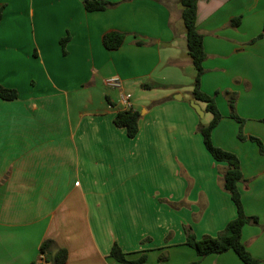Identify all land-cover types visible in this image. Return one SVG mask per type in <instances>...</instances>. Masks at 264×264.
<instances>
[{
  "label": "crops",
  "instance_id": "crops-1",
  "mask_svg": "<svg viewBox=\"0 0 264 264\" xmlns=\"http://www.w3.org/2000/svg\"><path fill=\"white\" fill-rule=\"evenodd\" d=\"M105 1L115 6L0 0V85L18 92L0 99V264H55L59 250L65 264H122L110 255L114 244L145 264H243L233 251L200 259L186 246L185 226L198 239L215 237L237 210L222 188L227 165L207 151L190 106L196 70L179 0ZM263 26L264 0H198L201 89L223 116L212 140L240 158L244 210L259 218L242 241L260 264L264 153L249 138L264 145ZM111 32L126 36L118 50L103 45ZM113 78L122 91L106 85ZM121 92L143 109L133 139L114 124L125 111ZM232 97L236 114L254 123L246 141Z\"/></svg>",
  "mask_w": 264,
  "mask_h": 264
},
{
  "label": "trees",
  "instance_id": "trees-1",
  "mask_svg": "<svg viewBox=\"0 0 264 264\" xmlns=\"http://www.w3.org/2000/svg\"><path fill=\"white\" fill-rule=\"evenodd\" d=\"M179 3L182 7L181 16L186 29L188 55L196 70L192 98L196 102L204 104L205 112L212 115L211 122L207 126L199 125L198 132L203 136L204 145L213 159L217 162L226 163L227 170L222 178V188L230 194L237 210V217L229 222L225 229L215 237L205 236L198 239L192 227L185 226L186 246L193 249L200 259L210 255H220L228 251H233L243 264H260L259 260L252 256L242 241L243 228L248 224L258 225L259 218L248 216L244 210L241 192L238 188V184L244 181L240 158L233 152L215 146L212 140L213 131L218 127L223 116L217 106L215 98L203 92L201 89V81L205 73L204 62L206 60V53L204 49V36L197 29L198 0H179ZM114 6L115 4L105 0H84V7L88 12L105 11ZM3 14L4 7H0V24ZM239 24L240 18L231 21L232 27H237ZM263 37L264 26L257 40ZM125 38L126 36L123 33L111 32L103 37V45L108 50H118L124 44ZM67 42L68 38L63 39L61 41L62 46L64 47ZM17 98L18 92L16 90L8 89L0 85V99L13 101ZM229 106L231 117L240 124L238 138L240 141H246L247 137L242 132L245 121L236 114L235 99L233 97L230 98ZM140 117V113L133 109L125 110L117 114L114 119V124L119 128L126 129L128 137L133 139L139 132ZM249 139L257 143L261 153H264V145L260 139L256 137H250ZM52 244V241L43 243L41 253L46 254ZM110 255L122 264L146 263L145 257L136 261L128 260L125 253L117 244H114L112 247ZM53 261L55 264H65L67 261V252L65 250H59L53 258Z\"/></svg>",
  "mask_w": 264,
  "mask_h": 264
},
{
  "label": "built area",
  "instance_id": "built-area-1",
  "mask_svg": "<svg viewBox=\"0 0 264 264\" xmlns=\"http://www.w3.org/2000/svg\"><path fill=\"white\" fill-rule=\"evenodd\" d=\"M106 85L110 88L119 89L122 91V85L120 83V80L117 78L107 80ZM120 98H121V102L125 106V110H132V105H131L132 96L130 94H125L124 92H121Z\"/></svg>",
  "mask_w": 264,
  "mask_h": 264
},
{
  "label": "rangeland",
  "instance_id": "rangeland-1",
  "mask_svg": "<svg viewBox=\"0 0 264 264\" xmlns=\"http://www.w3.org/2000/svg\"><path fill=\"white\" fill-rule=\"evenodd\" d=\"M187 88V89H186ZM183 87V91L185 92V94H186V96H188L189 94L187 93V92H189V89H188V87ZM113 89V88H112ZM117 91H119V89H116ZM190 90H192V89H190ZM168 94H170V95H172L173 94V91H168L167 92ZM126 94V93H125ZM140 111H139V113H140V116H141V114L143 113V109H139ZM231 111V110H230ZM230 116H231V114H230ZM200 118V117H199ZM232 118V117H231ZM212 119V115L211 114H209V113H207L206 114V116H204V118H202L201 120V124L202 125H205V126H207L210 122V120ZM233 119V118H232ZM235 120V119H234ZM236 121V120H235ZM245 121V124H244V126H243V130H242V132H243V134L245 133V131H244V129L246 128V125H252V124H254L253 122H246V120H244ZM237 122V121H236ZM238 123V122H237ZM238 125H239V129H240V124L238 123ZM238 134H239V130H238ZM244 136H246L245 134H244ZM247 137V136H246Z\"/></svg>",
  "mask_w": 264,
  "mask_h": 264
},
{
  "label": "water",
  "instance_id": "water-1",
  "mask_svg": "<svg viewBox=\"0 0 264 264\" xmlns=\"http://www.w3.org/2000/svg\"><path fill=\"white\" fill-rule=\"evenodd\" d=\"M190 106H191V108H193L195 110V112L197 113V115L201 119L204 118L205 112L202 110V108L200 107V105L195 100H191L190 101Z\"/></svg>",
  "mask_w": 264,
  "mask_h": 264
}]
</instances>
